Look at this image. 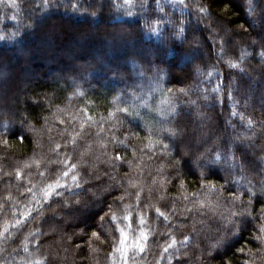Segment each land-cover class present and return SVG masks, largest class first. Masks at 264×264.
I'll return each instance as SVG.
<instances>
[{
    "label": "trees",
    "instance_id": "16d2710c",
    "mask_svg": "<svg viewBox=\"0 0 264 264\" xmlns=\"http://www.w3.org/2000/svg\"><path fill=\"white\" fill-rule=\"evenodd\" d=\"M39 2L0 1V264H264V0Z\"/></svg>",
    "mask_w": 264,
    "mask_h": 264
},
{
    "label": "rangeland",
    "instance_id": "374dc122",
    "mask_svg": "<svg viewBox=\"0 0 264 264\" xmlns=\"http://www.w3.org/2000/svg\"><path fill=\"white\" fill-rule=\"evenodd\" d=\"M0 1H2L3 3H7V5L8 6H12L13 4H15L16 6L15 7H18L19 5H21L22 4V0H17V1H15V0H0ZM224 27H226V25H225V23H224V21H222V23H220V25L218 26V28H221V29H223ZM43 29V27H41V30ZM225 29H227V28H225ZM228 32V34L230 33V30L229 31H227ZM231 33H232V30H231ZM217 33H214V35H216ZM212 35H213V33H212ZM199 41V40H198ZM257 41H255V42H252V44H255ZM131 50L132 51H134V48H131ZM204 51V48H203V45L202 44H199L198 43V46H197V50L194 52L195 54L196 53H199V52H203ZM124 52L122 51V52H120V54H123ZM38 54H39V56L35 59V62L36 63H39L40 64V66L42 67V69L41 70H39V69H29V71H28V74H25L24 75V80H26L27 78H33V79H41V78H39V76H40V74L42 73V71L44 70V71H48L49 70V68H50V66H51V59L54 61L55 60V62H57V59H58V57H56L55 55H54V52H53V50H49L47 47H42L41 49H40V51L38 52ZM108 56H109V53H108ZM98 63H99V65L102 67V69L103 68H107V66L105 65L104 66V64H102L100 61H98ZM122 67L124 66H126V64L124 63L123 65H121ZM17 67V66H16ZM55 80V81H57L58 83H60V82H62V81H65V82H67V84H69L70 86H71V81H68L67 79H65V78H63V77H58V75L56 74H52L51 73V75L49 76V77H45L44 79H42V80H44V82L46 81V82H48L49 80ZM12 84V83H15V78H14V76H12L11 78H10V80L8 81V84ZM102 85V89H104V90H109V91H112V90H114L115 88L112 86V84L111 83H105V84H101ZM4 90H6L7 91V89H4ZM251 90H253V88L251 89ZM3 97H5V93L3 92V93H0V98H3ZM13 98H15V97H13ZM12 98V99H13ZM258 105H259V107H260V109H264V102H262V101H258ZM182 132V131H181Z\"/></svg>",
    "mask_w": 264,
    "mask_h": 264
},
{
    "label": "snow or ice",
    "instance_id": "6c2138e0",
    "mask_svg": "<svg viewBox=\"0 0 264 264\" xmlns=\"http://www.w3.org/2000/svg\"><path fill=\"white\" fill-rule=\"evenodd\" d=\"M168 2L170 4H175L177 2V0H168ZM180 2L182 3L183 0H180ZM52 6V7H58L59 5L56 3V0H40V2L38 4L35 5V7H38V8H43V9H47L49 6ZM123 5L125 6H128V7H133V3H132V0H123ZM13 7H15L16 5L13 4L12 5ZM147 6V0H140L139 2V7L140 8H145ZM157 8H160L161 11H163V8L162 6L160 5L159 3V0H157V5H156ZM30 27V25H29ZM149 31H152V32H155L156 31V28L155 27H149L148 29ZM3 37H0V39H2ZM129 115H131V113H129ZM15 135L19 138H21V140L24 138L23 137V133L22 131H18L17 133H15ZM171 135H175V133H171ZM64 175H67V172L64 173ZM74 180H76L77 178L74 176L73 177ZM77 183H78V180H77ZM46 195H49V193H45ZM160 215H163V213H160ZM113 219H115V217H113ZM142 223H143V219H142ZM120 233H121V236L123 237V240H121L120 242L121 243H125L128 239V236L127 234L124 232L123 229H120L119 230ZM261 231L264 232V228H261ZM95 235V233H94ZM136 247H139V245H136ZM126 250V249H125ZM140 251H143V248L141 247L140 248ZM165 251H167V249H165Z\"/></svg>",
    "mask_w": 264,
    "mask_h": 264
}]
</instances>
